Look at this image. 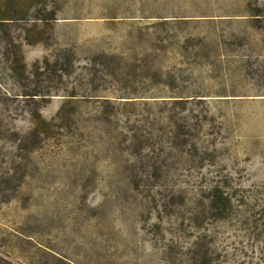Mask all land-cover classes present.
I'll use <instances>...</instances> for the list:
<instances>
[{"label": "rangeland", "instance_id": "obj_1", "mask_svg": "<svg viewBox=\"0 0 264 264\" xmlns=\"http://www.w3.org/2000/svg\"><path fill=\"white\" fill-rule=\"evenodd\" d=\"M2 264H264V0H0Z\"/></svg>", "mask_w": 264, "mask_h": 264}, {"label": "trees", "instance_id": "obj_2", "mask_svg": "<svg viewBox=\"0 0 264 264\" xmlns=\"http://www.w3.org/2000/svg\"><path fill=\"white\" fill-rule=\"evenodd\" d=\"M1 259H2V258H1V256H0V264H2V263H1Z\"/></svg>", "mask_w": 264, "mask_h": 264}]
</instances>
